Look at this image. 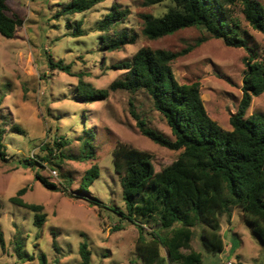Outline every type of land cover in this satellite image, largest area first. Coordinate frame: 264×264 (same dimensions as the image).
<instances>
[{"label":"rangeland","instance_id":"1","mask_svg":"<svg viewBox=\"0 0 264 264\" xmlns=\"http://www.w3.org/2000/svg\"><path fill=\"white\" fill-rule=\"evenodd\" d=\"M258 1L264 5V0ZM69 2L7 0L8 14L23 22L12 38L0 33V121L7 129L4 142L8 153L7 160L0 158V228L4 237V247L0 241V264H43L42 255L46 264H81L80 247L84 243L92 253V264H143L136 249L137 225L110 210L120 207L126 211L113 150L122 142L149 152L156 171L171 164L181 151L161 146L142 134L132 110L150 127L175 139L146 92L110 88L125 76L126 70L118 65L132 60L142 47L184 51L173 62L177 80L182 84L198 81L209 115L231 130L230 116L242 98L245 58L264 61V34L246 20L239 2L230 7L228 17L240 23L239 35L247 47L229 46L196 26L158 39L145 36L144 15L162 16L174 5L172 0L156 4L105 0L84 13L62 14ZM114 6L124 13L122 21L116 29L97 30ZM77 23L85 30L82 36H73ZM123 32L134 37V42L118 50L105 46L103 35L116 39ZM50 58L63 61L71 72L54 68ZM81 82L107 89L108 97L80 98ZM255 112L264 113V93L253 99L247 116ZM86 130L93 134L95 157L81 160L80 139L88 136ZM61 137L68 143L59 156L57 141ZM45 156L51 162L44 160ZM33 158L38 161L36 167L26 164V159ZM94 164L99 165L101 174L87 191L82 190V179ZM37 173L60 190L45 186ZM25 186L24 201L44 207L41 212L46 218L41 226L35 223L36 212L10 200ZM158 228L155 223L145 224L149 233ZM202 229L201 224L195 227L192 240L193 249L203 254L202 264H264V244L245 222L241 207L234 208L231 221L227 216L222 220V253L204 249ZM17 241L23 244L22 257ZM161 253L167 256V248L162 246Z\"/></svg>","mask_w":264,"mask_h":264},{"label":"trees","instance_id":"2","mask_svg":"<svg viewBox=\"0 0 264 264\" xmlns=\"http://www.w3.org/2000/svg\"><path fill=\"white\" fill-rule=\"evenodd\" d=\"M104 1L70 0L61 12L84 13ZM163 1L147 0V3ZM172 1L174 5L162 16L144 15L145 36L158 39L196 26L205 29L211 37L223 39L229 46L247 47V42L239 35L240 23L228 17L230 7L238 2L244 6L246 20L264 34V5L258 0ZM8 11L7 0H0V33L12 38L23 20L9 15ZM123 16L124 13L114 6L113 11L99 22L97 30L107 32L111 28L116 29ZM74 28L73 36L85 34L82 23H77ZM102 38L110 50L121 49L135 40L126 32L118 34L116 39L109 34ZM183 53L142 47L132 60L118 65L126 70L125 76L110 86L132 93L146 92L155 109L167 121L175 139H169L150 127L132 110L142 134L161 146L181 151L176 160L156 171L153 155L149 152L122 142L113 150L114 170L120 178L126 211L118 209L120 207L110 210L137 225L139 236L136 249L143 264H202V252L192 246L195 227L199 224L203 225L200 240L204 249L213 254L222 253L225 250L222 220L227 216L231 221L236 207H241L245 222L264 244V113L255 112L247 116L253 99L264 93V61L245 58L242 98L237 111L230 116L232 129L227 130L209 115L200 83L182 84L177 80L173 62ZM50 64L71 72V67L61 60L54 62L50 58ZM78 89L79 97L86 100L108 97L107 89L98 90L90 83L81 82ZM6 133L7 129L0 121L2 160H7L8 155L4 142ZM85 133L88 136L80 139L82 153L79 159L90 160L95 157L91 147L93 134L90 130ZM67 143L65 137L57 141L60 150ZM52 151L50 154H53ZM43 159L51 162L49 156ZM26 164L36 167L38 161L26 159ZM100 174L99 165H92L82 179L81 189L87 191ZM37 178L48 188L60 190L39 173ZM27 190V186L22 187L10 200L36 212L35 223L41 226L46 218V214L41 212L44 207L24 201L22 196ZM148 223H155L159 228L149 233L145 230ZM0 241L4 247L1 228ZM22 245L17 241V252L21 257ZM162 246L167 248V256L162 255ZM80 254L81 264H92V253L86 243L81 245ZM41 260L46 264L44 255Z\"/></svg>","mask_w":264,"mask_h":264}]
</instances>
